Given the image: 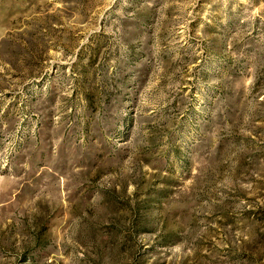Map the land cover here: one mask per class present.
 Segmentation results:
<instances>
[{"label":"rangeland","instance_id":"374dc122","mask_svg":"<svg viewBox=\"0 0 264 264\" xmlns=\"http://www.w3.org/2000/svg\"><path fill=\"white\" fill-rule=\"evenodd\" d=\"M0 264H264V0H0Z\"/></svg>","mask_w":264,"mask_h":264}]
</instances>
